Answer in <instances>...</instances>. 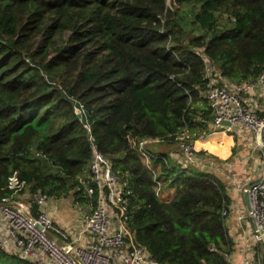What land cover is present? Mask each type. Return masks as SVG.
I'll return each instance as SVG.
<instances>
[{"label":"trees","instance_id":"16d2710c","mask_svg":"<svg viewBox=\"0 0 264 264\" xmlns=\"http://www.w3.org/2000/svg\"><path fill=\"white\" fill-rule=\"evenodd\" d=\"M167 2L0 0V204L18 173L22 194H46L47 206L95 208L96 150L128 194L129 241L161 264H231L225 182L177 166L149 144L163 192H176L165 200L139 145L176 142L187 125L203 131L208 81L196 51L229 84L264 72V0ZM219 142L202 145L224 158L229 141ZM0 264L34 263L0 248Z\"/></svg>","mask_w":264,"mask_h":264},{"label":"built area","instance_id":"2783aa9c","mask_svg":"<svg viewBox=\"0 0 264 264\" xmlns=\"http://www.w3.org/2000/svg\"><path fill=\"white\" fill-rule=\"evenodd\" d=\"M172 3L173 0H168V7L171 8ZM196 53L206 66L205 78L208 86L205 98L210 114H203L198 119L200 125H205L202 132L199 129L192 132L193 128L187 125L176 136L182 163L187 166L200 162L196 138L206 137L208 131L232 134L240 127L248 130L253 138L254 150L262 155L263 162L260 177L250 182L255 187L248 190L250 185H246L238 189L244 204V194L249 192L251 204V211L247 210L240 219L251 223L256 243L264 246V103L259 108L253 106L258 95L264 96V72L255 80L224 85L217 78L210 58L201 51ZM77 113L80 116L83 114L80 109H77ZM227 123L230 125L226 126ZM196 125L195 122L193 126L198 128ZM159 141H142L139 153L154 175L156 194L161 196L164 193L163 183L158 180V171L153 169L152 162L157 157L146 149V145ZM162 160L167 164L165 159ZM91 174L92 181L97 186V204L95 208L91 205L90 211L82 212L81 226L77 233L55 225L46 209L49 200L46 194L30 195L29 204L15 199L16 195L21 196L26 182L19 179L18 173L11 176L8 189L13 193L0 204V216L4 220L0 248L31 260L34 264H161L145 248L128 240V194L123 185H120V179L113 172L110 162L103 159L96 150ZM85 188L87 196L91 198L94 191L89 187ZM34 205L38 206L36 215L33 212ZM224 215H228V212L224 211ZM240 264L255 262L251 257H246ZM257 264H264V257L260 256Z\"/></svg>","mask_w":264,"mask_h":264},{"label":"crops","instance_id":"0c3cea01","mask_svg":"<svg viewBox=\"0 0 264 264\" xmlns=\"http://www.w3.org/2000/svg\"><path fill=\"white\" fill-rule=\"evenodd\" d=\"M219 80L224 85L230 83L226 79L223 80L219 78ZM263 103L264 96L258 95V97L254 100L253 106L259 108ZM232 136H236L234 137L236 139L234 140ZM208 138L218 139L220 141V145H226L228 142H224V139H227V141H229V154L224 158H219V156L212 154L206 146L202 145L209 142L210 139ZM206 139L208 140L206 141ZM156 143L157 145L154 146L153 152L168 154V157L173 164L187 168V166H184L182 163V155L178 151L177 145H175V147L165 145V150H158L157 146L162 145V143L165 142ZM198 143L201 144L198 150L202 151L204 154L200 156V162L196 164L195 168H188L213 174L225 182L227 192L232 199L230 215L226 220V228L235 244L233 252L229 258L230 263L240 264L246 259V257H251V259L255 262L260 256L264 257V246L256 243L251 223L247 220L240 219L241 215L245 213L248 208L243 203L242 196L238 191V186L243 183L248 184L252 182V180L254 181L260 177L263 157L254 150L252 135L245 127L238 128V130H235L232 134L224 131L214 132L207 137L196 140V147L198 146ZM162 147H164V145H162ZM157 171H159V169ZM231 172L238 174L240 177L242 176V178L239 179L237 177L234 178L233 176H230L229 173ZM170 192H174V197L176 192L174 190H170ZM17 200L29 204L30 194L25 192L18 197ZM47 211L59 227H62L71 233H77L80 230L82 215L80 211H76L74 205L62 200H52L47 206ZM3 232L4 220L0 216V235Z\"/></svg>","mask_w":264,"mask_h":264},{"label":"rangeland","instance_id":"374dc122","mask_svg":"<svg viewBox=\"0 0 264 264\" xmlns=\"http://www.w3.org/2000/svg\"><path fill=\"white\" fill-rule=\"evenodd\" d=\"M191 35H194V33H192ZM233 137V139L235 140L236 138H234V137H236V136H232ZM208 139H211V138H208ZM208 139H206V141L208 140ZM155 145H157V143L156 144H151V145H149L148 147H150V148H153L154 149V146ZM162 145H164V147H162ZM162 145H159V146H157L158 148V150H165L166 149V147H165V145L166 146H171V147H175V145H177V148H178V144H177V142H172L171 144H168V142H166V143H162ZM197 148V147H196ZM198 150V149H197ZM179 151V150H178ZM180 152V151H179ZM200 153V155L202 156L203 154H202V151H200L199 152ZM208 153V152H207ZM180 154V153H179ZM213 154V153H212ZM199 155V156H200ZM216 156H218V155H216ZM219 158H221L220 156H219ZM145 164H146V162H145ZM195 166H196V164H194V165H190V164H188L187 165V167H192V168H195ZM199 168H203V167H199ZM90 172V171H89ZM225 174H228V173H225ZM230 174V176H233L234 178H239V179H241L242 178V176L240 177L238 174H234V172H231V173H229ZM89 175H90V177H91V179H92V176H91V173H89ZM174 177V176H173ZM84 180H86V179H84ZM252 182H253V180H252ZM84 183V182H83ZM85 184V183H84ZM248 186V185H250V183H248V184H246V183H243V184H240L239 186H238V189L239 188H243L244 186ZM174 192H164L161 196H162V198L163 199H165V200H170L172 197H173V194ZM75 209H76V211L77 212H79V211H83V212H85V211H90V208L88 207H85V206H81V205H77V206H75ZM55 222V221H54ZM55 225H56V223H55ZM57 227H59L58 225H56ZM9 252V251H8ZM10 253H12V252H10ZM255 264H257V261H255Z\"/></svg>","mask_w":264,"mask_h":264},{"label":"water","instance_id":"95a60500","mask_svg":"<svg viewBox=\"0 0 264 264\" xmlns=\"http://www.w3.org/2000/svg\"><path fill=\"white\" fill-rule=\"evenodd\" d=\"M79 118H81L80 115H79ZM229 125H230L229 123L226 124V126H229ZM254 187H255V184H252V185H250V186L248 187V190H251V189H253ZM244 200H245V204H246L248 210L251 211V204H250V195H249V192H246V193L244 194Z\"/></svg>","mask_w":264,"mask_h":264}]
</instances>
